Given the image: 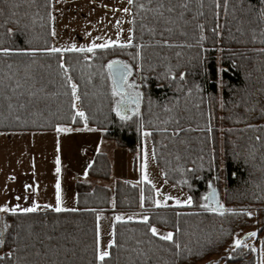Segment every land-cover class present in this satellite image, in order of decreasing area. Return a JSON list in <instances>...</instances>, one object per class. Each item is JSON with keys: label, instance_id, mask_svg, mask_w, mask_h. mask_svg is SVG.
Returning <instances> with one entry per match:
<instances>
[{"label": "trees", "instance_id": "16d2710c", "mask_svg": "<svg viewBox=\"0 0 264 264\" xmlns=\"http://www.w3.org/2000/svg\"><path fill=\"white\" fill-rule=\"evenodd\" d=\"M131 30L128 45L48 52L51 0H0V49L9 50L0 51V133L89 126L139 161L141 132L148 130L163 179L188 193L193 205L158 207L146 182L100 184L110 180L111 164L98 152L74 183L75 209L7 215L11 229L0 264H211L213 257L258 264L232 244L249 226L248 211L264 225L262 0H133ZM113 57L147 78L140 116L129 122L113 115L104 70ZM168 73L175 78L163 83ZM71 83L84 117L72 107ZM220 178L224 209L211 212L201 199L208 183L216 186ZM106 212H140L149 219L116 222L101 261L97 215ZM153 226L173 239L153 235Z\"/></svg>", "mask_w": 264, "mask_h": 264}, {"label": "rangeland", "instance_id": "374dc122", "mask_svg": "<svg viewBox=\"0 0 264 264\" xmlns=\"http://www.w3.org/2000/svg\"><path fill=\"white\" fill-rule=\"evenodd\" d=\"M125 8L128 9V12L123 11ZM262 8L264 10V0H262ZM117 21H119V24ZM129 29H131V4H129L128 0H51V30L52 32L55 31V35H52V48L64 49L59 52L75 51L72 50L73 45H76L77 48L81 46L86 48L92 43H108L110 40H119L120 43L109 44V46L128 45L129 43L127 42L131 40ZM217 54L218 62L220 63L221 56L220 53ZM121 60L128 63L124 59ZM172 76L175 78L173 73H168L167 79L163 83L166 80L171 83L174 80L171 79ZM146 79V77L135 70V76L132 81L136 83V89L142 93L143 98L145 97ZM218 86L216 103L220 107V81ZM74 103L76 105L74 110L78 113L80 109L77 99H75ZM140 112L141 110L137 111L134 116L126 119L125 122L140 116ZM126 113L128 112L126 111ZM218 115L219 117L221 116L220 111H218ZM60 132L0 134V179H2V181L0 180V208L7 206L9 209L16 208V213L23 212L20 209L31 208L33 201H35L37 208L41 210L51 209L56 211L55 185L57 179L60 181L61 198L75 197L74 185L73 187L71 186L73 184L72 175L70 174L86 164L85 152L87 151L88 153L93 149L96 150V153H105L111 164L110 180L108 182L100 181V184L112 188V183L117 180L130 184L146 182L153 188L154 203L157 199L161 201L158 207H165L168 204L175 206L193 205V200L191 204L176 203V200L184 201L191 196L185 191L169 185L163 179L161 170L154 160L151 134L148 130L141 132L139 161H136L135 156L128 149L117 147L111 141L101 139L99 143H95L94 138H102L100 131L95 128L91 129V131L84 129L63 131L58 134ZM218 134L222 138L221 126H219ZM59 138H69L68 140L65 139L67 142L64 148L61 147L62 141ZM88 138H92V140ZM57 156L60 158L61 170L59 173L56 172ZM28 175H32L35 179L33 189L30 186L27 188L25 178ZM145 175L148 177L147 180L144 179ZM9 177L11 179L14 178V181L8 182ZM215 187L218 188L222 199L223 183L221 178ZM165 197H168V199H165ZM205 204L207 203L203 202V206ZM47 205H52V207H47ZM112 206L113 200H111ZM10 213L15 212L11 210L7 212L0 211V228L3 229L0 256L2 255V242L11 229L7 216L1 217V215ZM248 213H251L249 215L251 219L249 226L244 227L234 236L232 248H239V254L246 258L256 256L258 264H260L264 260V225L260 223V218L254 211H248ZM117 216H121L122 219L117 220ZM97 217H99L97 225H99L101 250L107 252L112 244L113 225L116 222L144 221L140 212L133 214L106 212L98 213ZM129 217H132V219H128ZM156 229V236L160 238L162 235L169 233L168 231ZM253 232L256 233L255 236L248 235ZM236 239L241 240L240 246L234 244ZM211 264H223V261L219 257H213Z\"/></svg>", "mask_w": 264, "mask_h": 264}, {"label": "snow or ice", "instance_id": "6c2138e0", "mask_svg": "<svg viewBox=\"0 0 264 264\" xmlns=\"http://www.w3.org/2000/svg\"><path fill=\"white\" fill-rule=\"evenodd\" d=\"M129 4L133 3V0H128ZM162 6V5H161ZM140 7H143V5H140ZM124 12H128V9L125 8L123 9ZM117 23L119 24V21H117ZM129 31L131 32L132 30L129 29ZM52 35H55V31L52 32ZM120 41L119 40H115V41H108V43H101V44H97V43H92L90 45H88L86 48L84 46H81L79 48L76 47V45H73L72 46V50H75V51H79V52H84V51H87V52H93L94 49H97V48H107L109 46V44H119ZM127 43H131V40H129ZM64 49H57V48H50V49H44V51H48V52H59V51H63ZM0 51H4V52H7L9 51L7 48H4V49H0ZM108 68H109V71H110V74L112 75L113 77V92L114 94H120V91L123 90V88L125 87V83H126V80H127V76L128 74H130V69L127 65H122V63L119 61V60H112V61H109L108 63ZM68 80L69 82L71 81V77H68ZM76 91H77V85L75 83H71V92H72V96L73 98L75 99H78L79 97L76 95ZM137 96H139V93H137ZM72 107L75 108L76 105L75 103L72 104ZM117 111V114L119 115L120 112H121V108L120 107H117L116 109ZM78 116L80 117H84L85 114L83 111H79L77 113ZM85 123H87V120L85 118ZM57 130L58 131H72L71 128H63V127H60L59 125H57ZM147 135V133H146ZM56 172L59 173L60 172V158L59 156H57L56 158ZM145 167H146V163H145ZM144 179L147 180L148 177L147 175L144 176ZM149 183H151V181H149ZM56 211H61V196H60V181L59 179H57L56 181ZM157 192H159V190H157ZM215 197V190L213 189L210 197H208L209 199H214ZM141 204H143L144 202V196H143V193L141 194ZM165 199H168V197H165ZM161 203V201L159 199H157L155 201V204L157 206H159ZM176 203L177 204H181V203H184V204H191L192 203V198L189 197L188 199L184 200V201H180V200H176ZM47 207H52V205H47ZM206 207H209L211 208L212 211H217V210H222L223 209V206L220 205L219 203L216 204L215 207H212L211 204L209 205H206ZM37 209V204L35 201H33V204H32V207L31 208H22L20 209V211H23V212H32V211H35ZM11 210L12 212H16L17 209L16 208H11L9 209L7 206H4L3 208H0V211H9ZM248 215H251V213H248ZM97 219H99V217H97ZM117 220H121L122 217L121 216H117L116 217ZM128 219H132V217H129ZM142 219L144 221H148V216H143ZM150 231L153 233V235H156L157 234V229L153 226ZM248 235L250 236H255L256 233H249ZM163 240H172L173 239V236H172V233L169 232L165 235H162L161 237ZM96 258L103 261L105 257H107L109 255V253L107 251H102L101 250V246H100V234H99V225H97V228H96ZM109 243H111V241H109ZM234 244L237 245V246H240L241 245V240L240 239H236L234 241ZM177 248H179V245H177ZM254 250V249H253ZM260 264H264V260H262L260 262Z\"/></svg>", "mask_w": 264, "mask_h": 264}, {"label": "water", "instance_id": "95a60500", "mask_svg": "<svg viewBox=\"0 0 264 264\" xmlns=\"http://www.w3.org/2000/svg\"><path fill=\"white\" fill-rule=\"evenodd\" d=\"M112 60H119L122 63V65H127L130 69V74H128V76H127L125 87L123 88V90L120 91V94H114V92H113V77L110 74V71L108 68V63H109V61H112ZM109 61L105 63L104 70H105V73H106V76L108 79L111 96L114 99L113 115L116 119H118L120 121H125L126 119H129L132 116H134L137 111L141 110L143 95L141 92H139L136 89L137 88L136 83L134 81H132V78L135 76L134 68L130 64L121 60L120 58H113ZM171 79L173 80L174 76H172ZM137 93H139V96H137ZM117 107L121 108V112L119 115L117 114V111H116ZM126 111L128 113H126ZM213 189L215 190V197H214V199H209L208 197H210ZM203 200H207V204L208 205L211 204L212 207H215L216 204L219 203L220 205L223 206V209H224V205H223L222 200H221V194H220L218 188H216L212 182L208 183L207 190L204 193V195L201 199V202H203ZM199 208L200 209L203 208L202 204L199 205ZM209 210L211 212H221L222 211V210L212 211L211 208Z\"/></svg>", "mask_w": 264, "mask_h": 264}, {"label": "crops", "instance_id": "0c3cea01", "mask_svg": "<svg viewBox=\"0 0 264 264\" xmlns=\"http://www.w3.org/2000/svg\"><path fill=\"white\" fill-rule=\"evenodd\" d=\"M78 101V100H77ZM75 102V101H74ZM79 105V104H78ZM80 109V108H79ZM63 128H71L72 129V131H74V130H84V129H89V131H91V129H93V127H89V126H83V127H81V128H73V127H63ZM56 131H58L57 129L55 130V131H52V132H56ZM19 133H28V132H19ZM42 133V132H41ZM0 134H2V133H0ZM3 134H8V133H3ZM58 134H61V132L60 133H58ZM68 140L69 138H59V140H61L62 141V145H61V147H65V145H66V140ZM75 139V138H74ZM80 139V138H79ZM82 139H85V138H82ZM88 139H91L92 140V138H88ZM94 140H95V143H99L100 142V140H101V138H94ZM86 149V148H85ZM86 153V158H87V162H86V164H84L82 167H80L79 169H76V171H77V173H76V171H72V174H70V175H72V180H73V184H71V186L73 187V185H74V181L75 180H78V179H81V178H83L84 176H85V172H86V170H87V168H88V166L90 165V163H91V161H92V159H93V157H94V155H95V153H96V150L95 149H93V150H91V151H89L88 153H87V151L85 152ZM85 168H86V170H85ZM26 179V185H27V188H29V186H30V188L31 189H33V185H34V177L32 176V175H28V177L27 178H25ZM1 181H2V179H0ZM4 180V179H3ZM12 181H14V178L13 179H11L10 177L8 178V182H12ZM75 203H76V199H75V197H73V196H70L69 198H61V205H60V207H61V211H65V210H73V209H75ZM38 207H44V206H38ZM16 213V212H15ZM18 213V212H17ZM3 216H7V215H1V217H3Z\"/></svg>", "mask_w": 264, "mask_h": 264}, {"label": "flooded vegetation", "instance_id": "af4514ba", "mask_svg": "<svg viewBox=\"0 0 264 264\" xmlns=\"http://www.w3.org/2000/svg\"><path fill=\"white\" fill-rule=\"evenodd\" d=\"M3 229L0 228V242H1V235H2Z\"/></svg>", "mask_w": 264, "mask_h": 264}]
</instances>
